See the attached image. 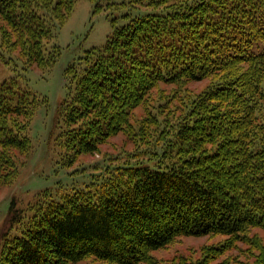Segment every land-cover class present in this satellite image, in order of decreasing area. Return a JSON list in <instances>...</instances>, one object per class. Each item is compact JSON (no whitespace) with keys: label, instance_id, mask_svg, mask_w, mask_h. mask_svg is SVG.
I'll list each match as a JSON object with an SVG mask.
<instances>
[{"label":"trees","instance_id":"1","mask_svg":"<svg viewBox=\"0 0 264 264\" xmlns=\"http://www.w3.org/2000/svg\"><path fill=\"white\" fill-rule=\"evenodd\" d=\"M77 1L0 0V59L53 67L51 40ZM89 1L120 15L68 69L59 143L67 164L120 132L134 150L82 187L13 201L0 264H156L154 251L188 236L225 239L171 264H264V0ZM41 104L19 77L0 83V186L31 153Z\"/></svg>","mask_w":264,"mask_h":264},{"label":"rangeland","instance_id":"2","mask_svg":"<svg viewBox=\"0 0 264 264\" xmlns=\"http://www.w3.org/2000/svg\"><path fill=\"white\" fill-rule=\"evenodd\" d=\"M119 16L117 11L101 9L96 11L95 4L89 0H78L66 22L57 26L51 44H58L61 55L55 65L49 69L33 67L24 69L19 63H7L0 59V83L11 77H19L42 100L30 127L33 149L20 168L14 183L0 186V231L3 230L10 207L25 209L34 202L36 194L48 189L82 187L89 183L108 164L123 162L126 155L134 150V144L125 132L112 136L100 146L98 152L82 154L78 159L67 164L66 149L59 143L58 136L62 118V104L71 99L75 92L68 69L79 64L87 50L102 46L112 32V18ZM120 22L123 19L119 20ZM208 79L189 83V88L196 91L205 87ZM172 85L160 84L158 89L165 93ZM139 117L146 110L138 107L135 110ZM223 236L181 237L172 245L153 252L156 264H171L178 256L197 258L206 246L216 245L223 241ZM68 264H106L94 258H87L77 263Z\"/></svg>","mask_w":264,"mask_h":264}]
</instances>
